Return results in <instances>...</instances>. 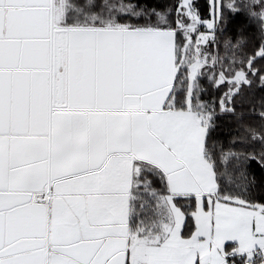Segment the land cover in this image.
Returning a JSON list of instances; mask_svg holds the SVG:
<instances>
[{
  "label": "snow or ice",
  "instance_id": "6c2138e0",
  "mask_svg": "<svg viewBox=\"0 0 264 264\" xmlns=\"http://www.w3.org/2000/svg\"><path fill=\"white\" fill-rule=\"evenodd\" d=\"M207 10L0 0V264H264V0Z\"/></svg>",
  "mask_w": 264,
  "mask_h": 264
},
{
  "label": "trees",
  "instance_id": "16d2710c",
  "mask_svg": "<svg viewBox=\"0 0 264 264\" xmlns=\"http://www.w3.org/2000/svg\"><path fill=\"white\" fill-rule=\"evenodd\" d=\"M151 2H155V0H151ZM165 2H170V0H161V5ZM196 3L199 5L202 14L207 17L208 15V10H207V0H196ZM242 22V18L238 17L233 21V25L239 24ZM231 35H235V32L233 31L232 33H230ZM215 51V50H214ZM221 54H223L222 50H221ZM254 92V96L256 98V103H259V97L264 96V92H261L257 89L253 90ZM249 99L252 98V94H249ZM245 111H250L251 110V106L249 104H245ZM218 123L220 124V130L218 131V135L221 139L223 140H227L228 136H227V132L229 128H232L233 131H235V126L234 124L229 120V118L224 117L221 118ZM249 123H257L256 121H249Z\"/></svg>",
  "mask_w": 264,
  "mask_h": 264
}]
</instances>
